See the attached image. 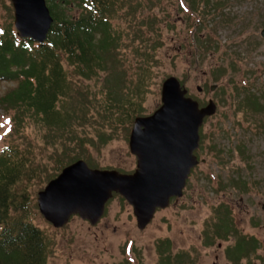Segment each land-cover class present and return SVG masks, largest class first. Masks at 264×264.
Here are the masks:
<instances>
[{
  "label": "rangeland",
  "instance_id": "obj_1",
  "mask_svg": "<svg viewBox=\"0 0 264 264\" xmlns=\"http://www.w3.org/2000/svg\"><path fill=\"white\" fill-rule=\"evenodd\" d=\"M13 16L11 1L0 0V27L9 19L13 27ZM114 24L131 40L140 25L148 48L159 36L160 64L150 82L145 116L161 106L162 84L169 77L177 78L202 107L213 100L217 113L200 130V164L183 197L157 211L144 231L120 196L107 204L95 226L74 217L55 230L41 215L36 217L35 223L54 237L49 264H137V256L143 264H158L157 245L162 241L174 255L186 254L189 264H264V0H123ZM248 89L259 95L263 111L244 107ZM11 129L10 118L0 114V152L13 141ZM28 134L41 137L33 127ZM89 155L98 169H136L122 135L90 149ZM48 156L47 151L41 154L42 163L50 165ZM227 222L257 245L236 263L227 257L233 243L214 235L220 223Z\"/></svg>",
  "mask_w": 264,
  "mask_h": 264
},
{
  "label": "trees",
  "instance_id": "obj_2",
  "mask_svg": "<svg viewBox=\"0 0 264 264\" xmlns=\"http://www.w3.org/2000/svg\"><path fill=\"white\" fill-rule=\"evenodd\" d=\"M47 4L54 24L44 44L19 39L11 19L0 27V114L10 118L13 139L0 152V264H49L54 237L35 223L38 192L79 160L98 169L90 149L118 135L129 142L135 119L145 116L150 82L160 64L158 35L148 48L140 25L131 40L114 24L123 0ZM244 95V107L263 111L258 94L248 89ZM32 127L41 137L28 134ZM45 151L50 165L42 163ZM220 224L214 235L223 240L233 226ZM256 248L254 240L245 239L241 250L228 255L237 261ZM157 255L158 264H189V257L174 255L166 241L158 243Z\"/></svg>",
  "mask_w": 264,
  "mask_h": 264
},
{
  "label": "water",
  "instance_id": "obj_3",
  "mask_svg": "<svg viewBox=\"0 0 264 264\" xmlns=\"http://www.w3.org/2000/svg\"><path fill=\"white\" fill-rule=\"evenodd\" d=\"M10 1L16 36L46 43L54 24L47 0ZM216 113L213 100L202 107L188 96L177 78L169 77L162 84L161 106L152 115L134 121L129 149L138 160L136 172L129 175L92 169L79 160L38 192L40 215L55 230L64 228L74 217L95 226L104 217L107 204L119 195L133 208L137 227L144 231L157 211L167 209L172 199L183 197L191 171L200 164L195 156L200 130Z\"/></svg>",
  "mask_w": 264,
  "mask_h": 264
},
{
  "label": "flooded vegetation",
  "instance_id": "obj_4",
  "mask_svg": "<svg viewBox=\"0 0 264 264\" xmlns=\"http://www.w3.org/2000/svg\"><path fill=\"white\" fill-rule=\"evenodd\" d=\"M201 135V134H200ZM195 156L197 157V159L199 160V158H198V155H197V151L195 152ZM135 157V156H134ZM135 159H136V169L133 171V172H130V173H123V174H129V175H132V174H134L135 172H136V170H137V165H138V160H137V158L135 157ZM200 161V160H199ZM195 169H193L192 171H191V174H190V176L192 175V173H193V171H194ZM190 176H189V179H190ZM188 179V180H189ZM188 182V181H187ZM115 196H119V195H114V197ZM172 201H175V202H177V200L176 199H172L171 200V202ZM263 207V206H262ZM264 210V209H263ZM245 239L246 238H244V237H242L241 236V234L238 232V230H237V228L235 227L233 230L231 229L230 230V232H228V235H227V237H226V239L225 240H228V241H230L231 243H233V246L231 247V248H227V257L229 258V260L232 262V263H236V262H238V261H240V260H243V259H246L247 257L246 256H241L239 259H237V261H234V260H232V259H230V257H229V255H228V253L230 252V251H239V250H241L242 249V247H243V243H244V241H245ZM224 240V239H223ZM220 248H221V246H219ZM217 264V263H216Z\"/></svg>",
  "mask_w": 264,
  "mask_h": 264
}]
</instances>
